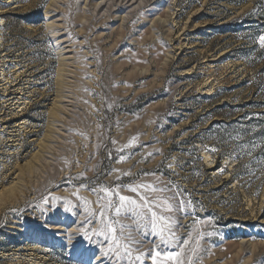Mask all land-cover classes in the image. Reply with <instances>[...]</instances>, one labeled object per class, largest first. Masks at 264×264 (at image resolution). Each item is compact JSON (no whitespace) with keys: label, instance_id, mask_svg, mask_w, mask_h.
Listing matches in <instances>:
<instances>
[{"label":"rangeland","instance_id":"1","mask_svg":"<svg viewBox=\"0 0 264 264\" xmlns=\"http://www.w3.org/2000/svg\"><path fill=\"white\" fill-rule=\"evenodd\" d=\"M263 16L264 0H0V264H126L104 255L93 189L132 183L179 193L196 264H264Z\"/></svg>","mask_w":264,"mask_h":264},{"label":"snow or ice","instance_id":"2","mask_svg":"<svg viewBox=\"0 0 264 264\" xmlns=\"http://www.w3.org/2000/svg\"><path fill=\"white\" fill-rule=\"evenodd\" d=\"M259 40L261 46H264V36ZM122 191L133 192L136 197L123 195ZM168 191L167 187L158 188L143 183L103 186L100 193L93 189L97 195L101 217V227L96 234L110 243L104 253L106 257L111 254L117 260L123 258L126 264H144L146 259H150L151 264H196V248L191 249L192 255H185L186 246L192 242L191 235L184 240L176 235L179 224L176 212L183 210L184 202H177L179 193L169 196L166 195ZM152 193L160 195H151ZM85 203L88 201L85 200ZM122 218L130 219L132 224L122 223ZM134 232L145 238L155 237L151 241L153 247L147 252L139 251L134 246L141 241L135 239ZM177 247L179 251L176 250ZM134 252L139 254L133 255Z\"/></svg>","mask_w":264,"mask_h":264},{"label":"trees","instance_id":"3","mask_svg":"<svg viewBox=\"0 0 264 264\" xmlns=\"http://www.w3.org/2000/svg\"><path fill=\"white\" fill-rule=\"evenodd\" d=\"M263 18H264V16H263Z\"/></svg>","mask_w":264,"mask_h":264}]
</instances>
